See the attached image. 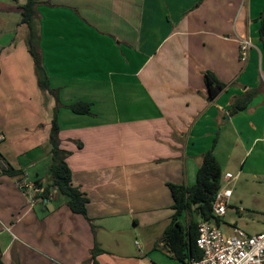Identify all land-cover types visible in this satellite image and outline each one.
Returning <instances> with one entry per match:
<instances>
[{"label": "crops", "instance_id": "crops-1", "mask_svg": "<svg viewBox=\"0 0 264 264\" xmlns=\"http://www.w3.org/2000/svg\"><path fill=\"white\" fill-rule=\"evenodd\" d=\"M36 2L45 91L20 24L23 5L0 0V156L12 170L0 176V262L183 264L160 242L173 214L167 184L193 186L214 139L222 186L226 174L239 179L247 155L264 159V0ZM240 39L252 45L245 63ZM207 71L226 85L212 100ZM245 94L248 108L231 115ZM77 102L90 114H74ZM53 118L86 217L58 195L30 206L16 185L48 182Z\"/></svg>", "mask_w": 264, "mask_h": 264}, {"label": "trees", "instance_id": "trees-1", "mask_svg": "<svg viewBox=\"0 0 264 264\" xmlns=\"http://www.w3.org/2000/svg\"><path fill=\"white\" fill-rule=\"evenodd\" d=\"M36 4V0H26V3L21 7L20 24H24L28 28L26 45L33 62L38 87L41 91H45L50 89L38 51L39 34L35 24ZM258 40L262 44L264 52V7L258 17ZM204 83L210 100L226 87L225 84L219 82L209 71L204 73ZM247 96L245 94L235 98L229 110L231 115L243 112L248 108L249 100ZM54 97L57 107H59L57 96L55 95ZM68 108L74 114H90V105L88 103L77 102ZM58 133V123L53 118L48 138L51 155L48 182L45 185L36 184L38 188L42 189L39 198L44 201L48 200L50 196H61L72 213L86 217L88 200L77 187L72 185L71 171L65 161L69 153L59 148ZM214 147L215 139L207 152L202 156L193 186L186 187L184 185L167 184L173 201L171 207L173 214L162 234L160 242L176 261L183 264H188L190 260H198L201 257V252L195 245L198 224H210L212 220L218 222L219 219L214 216L212 209L215 196L222 187V173L220 164L213 154ZM11 172L12 170L9 167L5 174L11 175ZM193 213L198 216L199 221L192 218ZM184 214H187L189 217V221L185 226L180 220ZM97 253L95 247L91 253L92 261H94ZM0 264L2 263L0 262Z\"/></svg>", "mask_w": 264, "mask_h": 264}, {"label": "built area", "instance_id": "built-area-1", "mask_svg": "<svg viewBox=\"0 0 264 264\" xmlns=\"http://www.w3.org/2000/svg\"><path fill=\"white\" fill-rule=\"evenodd\" d=\"M239 58L245 63L252 45L248 39H240ZM4 136L0 134V143ZM9 169L8 163L0 156V176L5 175ZM234 178L226 174L223 177L224 186L217 192L212 209L215 217L225 214L229 199L232 195L228 186ZM17 187L28 196L29 205L34 206L42 189L26 182L25 179L16 183ZM232 236L224 237L219 230L210 224L199 223L195 245L201 252L198 260H190L188 264H264V233L248 235L241 230L233 228Z\"/></svg>", "mask_w": 264, "mask_h": 264}, {"label": "rangeland", "instance_id": "rangeland-1", "mask_svg": "<svg viewBox=\"0 0 264 264\" xmlns=\"http://www.w3.org/2000/svg\"><path fill=\"white\" fill-rule=\"evenodd\" d=\"M12 1L10 0V3L14 6H22L26 3V0ZM19 18L20 15L18 20ZM56 111L57 106L53 112L54 116ZM238 170L241 172L239 179L228 186L233 195L227 204L225 214L218 219V222L215 220L210 222L224 237L232 236L233 228L248 235L264 233V159H253V155L251 157L247 155L237 167ZM134 242L138 244L140 238L135 240L133 237L132 242L133 253L137 254Z\"/></svg>", "mask_w": 264, "mask_h": 264}]
</instances>
